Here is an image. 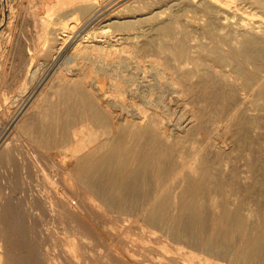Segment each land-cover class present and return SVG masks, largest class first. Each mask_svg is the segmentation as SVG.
Listing matches in <instances>:
<instances>
[{"label": "bare ground", "instance_id": "bare-ground-1", "mask_svg": "<svg viewBox=\"0 0 264 264\" xmlns=\"http://www.w3.org/2000/svg\"><path fill=\"white\" fill-rule=\"evenodd\" d=\"M56 1L108 21L80 36L69 18L55 24L54 7L24 2L44 30L28 45L31 62L50 65L14 120L0 110V127L13 125L0 132V264L36 261L23 208L37 198L20 202L18 184L36 159L49 186L46 206L83 236L96 237L100 224L85 216L97 209L114 218L109 233L118 223L139 224L188 246L194 260L264 264V0H188L202 14L185 13V23L184 9L164 14L155 0L120 5L107 18V2L95 9L97 0ZM158 82L190 103L185 128L169 126L175 111ZM51 169L63 189L50 181ZM111 253L110 264H143L129 250ZM167 257L179 264L177 254Z\"/></svg>", "mask_w": 264, "mask_h": 264}, {"label": "rangeland", "instance_id": "rangeland-1", "mask_svg": "<svg viewBox=\"0 0 264 264\" xmlns=\"http://www.w3.org/2000/svg\"><path fill=\"white\" fill-rule=\"evenodd\" d=\"M41 1H44V2H41ZM55 1L56 0H47V1L28 0V2L30 3V7L29 6L28 7L34 8L35 6L36 7L38 6L39 9L50 8L51 10L53 9L51 7H54L55 9L53 10V12L49 11L50 13L49 17L51 19L54 18L57 20L55 24L57 25L62 24L61 26H63L64 24L63 22L67 20V18H69L68 21L77 23V25L75 24L76 25L75 27L77 28L74 27V31L76 29L78 31L76 34L80 36L84 35L83 33L85 34L88 33L90 35H93L96 32L98 33L99 31L102 30V26H105L104 23L108 21V20L100 21V19H98L97 17L95 16L92 17V14H93L92 12L85 13L84 11L80 10L78 7L72 6L73 4L72 5L70 3H68V5H66L65 3H61V5L60 3L54 4ZM109 1L111 2L109 3ZM175 1L176 3L173 4V1L171 3L168 0H155L154 6H155V9H158L157 11L164 13V14H168V11H171L172 9H174V6L175 8L180 7L181 9H184V13L181 18L182 22H183V19L186 22V19H187L186 14H189L188 17H192L191 19L198 18L202 14L201 10H197L199 12L198 14V12L195 11L196 9L192 8L193 6L188 3V0H175ZM177 1H179V3H177ZM24 2L25 0H0V79H1L0 80V110H7V112L9 113L8 116L12 120L16 118L17 114L21 111V109H23L26 103L30 101L29 93H30V90L33 84H35L38 78H40L45 73L46 68L50 65L46 63L41 68H39L42 64L43 59L40 60L35 57L33 58L31 62V57H30L31 54L28 52V49H27L28 45L32 43V41L34 40L37 41L39 34L42 33V35L40 36H43L44 30L42 29V26L39 25V23L34 20V17L28 13L27 9L24 6ZM100 2H101L100 0H97L95 9L99 8L101 5L103 6V4L105 6L106 2L107 4H109V5L106 4L105 6L106 8L102 10V14L103 12L106 13V14H103L102 17L105 16V18H107L108 16L112 14V12H114L113 10L117 9L116 7H120V5L125 6V4H127L126 6L131 5L134 2V0H124V1L123 0H115V1L113 0V2L112 0H104V1L102 0V2L101 3ZM40 3L43 4L42 5L43 8L41 7ZM51 3L53 4V6L49 7L48 5H50ZM45 5L48 7H46ZM59 5L62 7H60ZM185 5H187L186 7H188L189 9L184 8ZM70 8L73 9L72 11L75 10L76 12L74 11L73 13L71 11V15H69ZM66 9H68L67 12L65 11ZM72 15H73V18H72ZM92 19L94 21H92ZM84 23H86L85 26H84ZM89 31H92V32L89 33ZM74 34L75 33H73V36ZM75 37L76 36H74V38ZM39 40L40 42H42V39L39 38ZM197 40L194 39V41L192 42H196ZM61 57L64 58L65 54L62 55ZM61 57L57 58V60L58 59L59 61L62 60ZM57 60L51 64V67L53 68L52 71H54V69L59 65L58 63L59 61L57 62ZM48 63H51V62H48ZM33 68H37L36 70H38V71H35L36 76L35 75L32 76ZM154 79L155 78L151 80H154ZM164 83H165V86L163 87ZM157 88L162 89L161 91L165 93V96L167 99L166 100L167 106L168 107L173 106L170 108H174L173 110L175 111L170 116V117H173L172 120L170 118L172 123L170 122V120H168L170 122L169 126H171V128L174 129V127L176 128V125H177V128L175 130L178 129V126L180 127V129L181 127L185 128L188 124L186 122H189L188 118H190V112L188 113V111H190V106H191L190 103L186 102L187 104L184 105L182 104L184 102L177 101L174 98L175 97L174 95L176 93V88L173 87L172 84L170 85V83L161 82L157 84ZM23 101L24 102L26 101V102L22 103ZM183 105L189 109H186ZM20 106L22 108H20ZM185 112L186 114L188 113L187 116ZM13 114H15L16 116ZM176 114H177V118H176ZM179 114L182 115V118ZM184 116L186 117V119ZM175 119L176 121L174 122ZM179 121H181L182 123ZM10 125H11V121L9 122L8 125L5 126L3 130L4 124H2V126L0 127V132H3V133L1 134H5L6 132H8V130L10 132L11 131L10 128L13 127V125L11 126ZM224 140L226 141V139ZM40 165L41 163L40 161H38V159H36L33 162H30L28 167L25 169L26 170L25 173H27L26 181L24 183L21 182L22 180H24L22 179V171H20L19 173L20 178L18 179L19 180L18 184L21 186L20 191H19V197L21 199L19 198V201L22 200V202H24L26 197L30 196L33 198H37L39 199L40 202H42L40 203L36 199V204L34 205L33 208L31 209L23 208L24 210L23 218L26 224L25 228L27 230L26 231V242L29 241L27 243L31 244L35 252L38 253L34 257L36 261L33 264H94V263L95 264H110V261H108L107 259L108 253L112 254L111 252H113L114 254L117 251L122 252L126 250H129L130 253H132L134 257L136 256L137 258H139L143 264H170L167 254H173V253L179 256L178 258L179 264H185L187 262L189 264H202L203 262L204 263L206 262L205 264H215L218 262H222L223 264H239L237 262L230 261L228 258H220L216 256H212V257L208 256L207 258H201V260L191 259L188 256V248H189L188 246H185L182 243L169 242L166 240V238L161 239L160 237H158L156 233L154 234V232L143 233L142 226L139 224L132 225V224L123 223L122 225L118 223V225H116V227L113 228L112 230L113 233H109V231H107L108 230L107 225L108 224L110 225V223H112L114 218H112V216H110L109 214H104V212H101L100 210L97 211V209H94L96 212V217H94V215L87 214L88 212L86 213L87 215L85 216L86 219H88L91 222H94V224L96 222L100 224V225L95 224V228L97 232V235L94 238L95 241L91 237L83 236L80 232L75 230V226L71 225L67 221L66 218H64L61 215L60 216L56 215L54 211L50 210L46 206V203L43 201L42 196L45 193H47L46 190H47L48 185L46 183L45 178L43 179L42 174H40ZM51 170H52V173L49 178L50 181L54 182L53 185L56 186L57 189H63L64 186L62 185L61 182L57 180L55 176V170L54 169H51ZM1 186H2V182L0 183V188ZM57 193H58V190H57ZM27 194H29V196ZM26 216L28 217L26 218ZM92 216H93V220H92ZM38 229H40V232L38 231ZM142 237L144 238L142 239ZM67 247H68V250L66 249ZM22 251L26 252V249L23 248ZM202 259L203 260L205 259V260L203 261ZM172 264H177V263H172Z\"/></svg>", "mask_w": 264, "mask_h": 264}]
</instances>
